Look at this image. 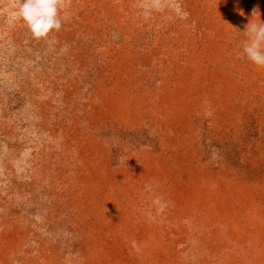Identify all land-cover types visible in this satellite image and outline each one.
<instances>
[{
	"label": "rangeland",
	"instance_id": "374dc122",
	"mask_svg": "<svg viewBox=\"0 0 264 264\" xmlns=\"http://www.w3.org/2000/svg\"><path fill=\"white\" fill-rule=\"evenodd\" d=\"M18 2L0 264H264V68L242 53L264 0H71L41 39Z\"/></svg>",
	"mask_w": 264,
	"mask_h": 264
},
{
	"label": "clouds",
	"instance_id": "9594fccd",
	"mask_svg": "<svg viewBox=\"0 0 264 264\" xmlns=\"http://www.w3.org/2000/svg\"><path fill=\"white\" fill-rule=\"evenodd\" d=\"M70 4L71 0H19L13 18L22 20L35 38H47L51 32H59L70 18ZM188 15L184 12L181 18L186 19ZM244 33L247 39L242 45L243 56L264 68V22L251 21ZM156 203H160L159 198Z\"/></svg>",
	"mask_w": 264,
	"mask_h": 264
},
{
	"label": "bare ground",
	"instance_id": "6f19581e",
	"mask_svg": "<svg viewBox=\"0 0 264 264\" xmlns=\"http://www.w3.org/2000/svg\"><path fill=\"white\" fill-rule=\"evenodd\" d=\"M172 227V226H171ZM178 229V228H177ZM172 234V233H171Z\"/></svg>",
	"mask_w": 264,
	"mask_h": 264
}]
</instances>
